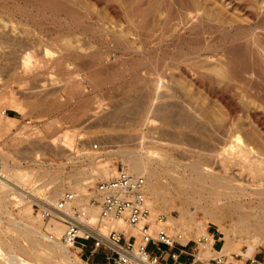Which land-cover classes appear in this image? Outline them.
<instances>
[{
  "label": "rangeland",
  "instance_id": "374dc122",
  "mask_svg": "<svg viewBox=\"0 0 264 264\" xmlns=\"http://www.w3.org/2000/svg\"><path fill=\"white\" fill-rule=\"evenodd\" d=\"M59 1L80 17L35 3L33 0H0V18L2 17L4 22L10 19L7 22L9 25L12 21H14L12 24L16 22L14 25L16 27L18 25L22 29L17 27L19 33L15 32L22 37L21 39L17 36V39L20 38L22 42L26 38L24 39L25 44L28 42L26 45L22 42L24 46L20 47L21 45H11L6 40L0 41V45L3 47L0 48V94L9 95L13 92L16 100V105H12L6 100L0 106V110H7V115L10 116L7 118L0 115V118L3 117L0 123V158L5 160L3 175L15 179L16 173L26 174L21 179H15V185L5 188L3 194H0V232L5 243L9 244L15 241V246L19 248V255L34 264H107L108 260L103 255L94 256L100 258L99 262L93 258L88 261L89 249L82 250L81 247L72 250L69 255L70 262L64 261L60 256L48 260L36 256L30 249L31 241H28L30 239L24 233L25 224L37 226L43 233H47V225L51 220L56 219L43 222L38 214V209L42 205L30 194H37L47 204H50L47 200H54L55 204L65 193L73 192L78 196L75 204L81 205L86 202L88 197L94 195V187L98 182L112 178L122 168L127 170L126 153L135 149L136 146L139 147L138 149L149 147L158 152H168L173 154V160L181 161L194 160L190 158L192 157L190 154L195 155L199 149L204 150L201 153H205V149L210 153L213 148V150L219 148L218 151L221 150V147L225 148L229 136L227 137L228 133L220 129L218 124L227 117V109L217 98L212 97L190 78L184 76L179 68L180 63L173 58H181L189 51H198L205 45L216 48L223 35L219 26H230L231 22L235 21L247 26L250 24V20L235 17L229 10L230 8L222 6L216 0L191 1L193 5L200 7L204 12L205 21L213 20L219 25L212 29H209L208 24L198 17H190L187 21L188 25L187 23L181 25L180 13L186 11L182 0ZM140 19L145 21L142 22ZM200 21L201 23H199ZM136 22L142 24L140 31L142 29L143 36L145 35V38L140 41L134 35L138 31ZM143 23H145L144 26H147L144 27ZM202 23L205 25L202 26ZM260 23L264 24V20ZM250 31V28L243 29L244 33ZM16 33H13L15 35L13 38L16 37ZM255 33L256 39L264 48V33L259 31ZM68 36L77 39L82 37L79 39L82 43L79 44L85 50L66 48L65 41ZM30 40L33 42L30 43ZM32 43L35 45L32 46ZM28 49H34L35 54L38 53V58L43 56L44 49H48L51 57H54L52 64L46 68L39 67L34 72L35 74L24 72L18 63H20V57L24 51ZM77 51L83 52L84 55L76 58ZM155 63L164 64L163 67L167 69V82L165 80L167 85H165L166 89L168 87L170 89L163 91L164 94L168 92V95L159 97L154 102L147 96L148 89L146 87H149V83L144 82V84L138 80L146 78L145 76L149 75L147 68ZM72 71H79L83 77L79 87L75 90H72V87H66V80ZM258 78L255 80L250 78L245 81L259 86L257 90L260 95L258 93L259 96H257L262 98L264 96V78ZM141 86L144 88L142 89ZM220 86L227 95L238 102L242 101L247 104L248 99L243 93L245 84L241 83V80H226V82H221ZM257 96L252 100L255 98L253 101L256 104H263V98ZM166 101L172 105L174 103L175 106H177L176 103L181 102L183 111L187 110V113L194 115L197 121L203 122L202 124L197 123L200 124L198 126L199 129L201 127L199 131L201 133L182 127L176 128L173 126L174 124L167 126L163 124L162 119L168 112L165 107L170 108L168 109L170 111H176L180 107V104L177 107H169V102ZM171 108L177 109L171 110ZM148 112L151 117L155 118L157 124L155 126L145 125L141 129H137ZM162 113L163 115H161ZM234 129L238 133L235 131L233 133L240 134L256 150L264 153V130L253 120L246 107L236 115ZM182 131H185L186 134L189 132L188 137H192L196 144L195 141L188 140ZM202 133L205 134L202 139L205 141V143L203 141L205 145L201 144L202 140L198 139ZM144 135L146 138L143 140L140 137ZM208 136L212 139L210 145H207L210 140ZM213 142L216 143L212 144ZM197 143L201 144V147L204 146L205 149L198 146ZM94 144H98V147L94 148ZM185 149L189 151V154ZM207 149L210 150L207 151ZM205 154L209 156L208 159L210 158L205 161L210 162L211 165L214 164L212 166L217 168L216 160L212 159L213 157H210L209 154ZM154 160H156L153 162L155 168L160 169L166 165L164 162L161 163L160 159ZM99 167H107L113 173L108 178L101 177L97 174ZM45 171H49L50 175L44 176ZM81 171H88L89 176L80 181L78 191H73L67 183V178L71 173ZM145 180L147 183L146 178ZM166 181L161 177L162 184L165 185ZM61 182L64 183L63 191L59 196H56L55 189ZM195 190L189 189L187 196L188 190L183 189L181 191L186 194L182 193L180 197L171 188L167 189L164 193L167 200L161 205L153 204L151 197L153 216L165 214L168 217L171 233H185V239L181 241L183 243L189 239L196 240L199 236L209 233L212 243L216 238V240H220L219 245H223V248L226 244L227 248L223 249V252L227 254L244 252L247 255H253L264 250V239L254 246L250 242L243 241L240 237L237 238L235 230L231 229L232 219L225 216L219 220L210 216L204 217V208L208 212H212L219 207H206L203 200L201 203L199 201L200 204L191 201L193 197H197L198 192ZM53 203L51 204L54 205ZM27 205L30 206L33 220L28 218V212H24ZM195 205L199 206L196 214L193 216L186 214L181 218L179 207L186 206L193 212ZM189 225L192 227L190 228ZM110 229H107V232ZM223 234L227 238H223ZM37 239L43 246L50 243L40 237ZM139 241L140 237H138L137 243ZM88 245H91V242ZM194 246V243H190L188 251L197 258L196 262L193 263L194 257L188 255L191 260L183 264H213L210 259L216 255L214 251L203 249L202 245H199L195 251ZM204 251L207 254L202 256ZM75 258H79V262H76ZM234 263L237 264V262ZM130 264H135V262Z\"/></svg>",
  "mask_w": 264,
  "mask_h": 264
},
{
  "label": "bare ground",
  "instance_id": "6f19581e",
  "mask_svg": "<svg viewBox=\"0 0 264 264\" xmlns=\"http://www.w3.org/2000/svg\"><path fill=\"white\" fill-rule=\"evenodd\" d=\"M33 1L35 3L50 6L51 8H54V9H60L62 11H65L66 13L68 12L69 14H75L76 17H80L78 14L74 13L72 10H70L66 6H64L59 0H33ZM191 1L192 0H182V2H184L183 4H185V6H186V9H185L186 11H184V12L181 11L182 13H180L179 17H181L180 18V23H182L181 25L186 24V23L188 25L187 21H189L188 19H190V17L191 18L192 17H196V18L198 17L200 20L206 19L203 16L204 12H202L201 8L193 5V2H191ZM216 1L221 3L222 6H225L226 8H230L229 10H231V13L234 14L235 17L250 20V24L246 26V25H244L238 21H235V22H231L230 26H226V27L222 26L221 27L213 20L212 21L209 19H208L209 21L204 20L208 24L209 29H212V27H217V25H218L220 28V31H222V34H223L222 39H221L220 43L217 45V47L212 48L209 45H205V46L201 47L198 51L197 50L189 51V53L187 55H185L181 58H173V60L178 61L180 63L179 68H180L181 73L184 76L190 78L195 84H197L199 87L203 88L209 95L217 98L224 105V107L227 109V113H226L227 117L225 119L221 120L220 124H218V127L220 129H222L228 133V135L225 134V135H227V137L229 136L228 144L226 143L227 145H225L226 147L225 148L221 147V150H219V151H218V149H219L218 147H216L218 149L215 148L216 150H213L214 148L212 150L207 149V151L210 150V153H211V151H213V153H211V154L206 152L205 147L200 146L201 144L205 143V141L202 140V139H204L203 138V136L205 135L204 133H202V136L200 134L199 138H198L199 140H202V143L201 144L199 143L200 145H198V143H197L198 146L205 149V153H207V155L209 154L210 157L211 156L213 157L212 159L216 160V164H218L217 165L218 167L216 168V166L215 167L212 166L214 164L211 165L210 162L205 161L208 159L207 157H209V156H206L205 153H201L204 151L203 149H199L198 153L196 152L195 155L190 154L192 156L190 158L194 159V160H186V161H188V162H186L184 160H182V161L181 160H173L172 159L173 154H169L168 152H165V153L158 152V151H155L153 148H149V147H147L146 149H144V148L138 149L139 148L138 146H136V148L133 149L132 151H128L126 153L125 164L127 165V170L130 173L136 174V175H142L144 178L147 179L146 194H147L148 200H149L151 205H152V202L150 201L151 197L153 198V204L155 203L157 205H161L164 201H166L167 198L164 196V193L166 192L167 189L170 190V188H171L172 190H174V192H176V194L180 195V197L182 196V193L186 194L185 192H183L181 190H183V189L185 191L188 190V192H187V196H188L189 189H192V190L196 189L195 191L198 192L199 195L197 194V197H195V198L193 197V200H191V201H195V203L196 202L199 203V201H200V203H201V200H203L205 203L204 205L206 207H209V206L219 207V208L215 209L216 211L213 210L212 212H208L204 208L203 209L204 217L210 216L211 218L219 220V218H222L225 216L227 218L232 219L233 222H231V229H233V231L235 230V232L237 234V236L236 235L235 236L237 238L240 237V238H242L243 241L250 242L252 245L255 246V245L259 244L262 239H264V153H261L258 150H256V148L253 145H251L250 143L246 142V140L243 137H241L240 134H235L238 132L235 131L234 127H235L236 115L239 112H241L242 108L246 107L248 110V113H250L251 116L253 117V120L264 130V96H262L263 104H256L253 100L256 98V96L259 93L258 92L259 90H257L259 88V86L245 81V80L250 79V78L252 80L257 79L258 77L264 78V48L260 45V43L256 39V33H255L257 31L264 33V24L260 23V21L264 20V0H216ZM194 3H195V1H194ZM197 5H199V4H197ZM165 18H167V17H165ZM216 18L220 19V17H218V16H216ZM210 19H213V18H210ZM146 20H147V18H146ZM9 21H10V19H9ZM9 21L7 20V22H9ZM140 21H142V20L140 19ZM144 21H142V22H144ZM7 22H4L2 17L0 18V41L6 40L7 42L11 43V45L12 44L16 45V46L21 45L20 47L28 44V42H26V44H25L24 39H26V38H24L22 40L24 45L22 44L20 38H19V40L17 39L18 37H21V36H20V34L18 36L19 31H18L17 27H19V26L17 25V27H16V25H14L16 22L14 24H12V22H14V21H12L10 24L11 26L9 24H7ZM199 23H201V21ZM204 23H202V26ZM144 24L145 23H143V26H144ZM145 26H147V25H145ZM19 28L21 29V27H19ZM140 28H142V24L137 23V30L138 31L134 35L138 41H140L142 38L143 39L145 38V35L143 36L144 31L141 29V31L143 32L142 33L140 31ZM165 28H166V26H165ZM244 28H250L251 31L248 33H244L243 32ZM15 31H17L18 33H16ZM13 33L17 34L15 38H13V36H15ZM20 33H22V32H20ZM104 33H106V32H104ZM148 36H149V34H148ZM68 37H66L67 40L64 37V40H66L65 41L66 42V44H65L66 48H68V49L69 48H74V49L76 48L77 50L79 49V50H83V51L85 50V49H83V46L80 45L82 42L80 43L79 39L82 37H80L79 39H77L76 37H74V38H72V37L68 38ZM21 39H22V37H21ZM31 42H33V41L30 40V43ZM2 45H4L3 42H2ZM31 45L34 46L35 43L34 44L32 43ZM1 47L2 46L0 45V48ZM29 47H30V45H29ZM68 49H66V50H68ZM33 50L32 49L25 50L24 53L22 54V56L20 57V63H18V64L20 65V69H22L24 72L34 73L35 71L38 70L39 67H41V68L42 67H45V68L48 67L49 65L52 64V62L54 60V57H51L50 51L48 49H44V54L40 58L37 57L38 53L36 52L37 53V55H36ZM10 51H12V50H10ZM14 52H16V51H14ZM42 52H43V50H42ZM77 52H78V54H76V58L82 57L84 55L83 52H79V51H77ZM12 59H13V57L11 58V60ZM59 61H61V60H59ZM163 65L164 64L160 65V64H156V63L149 65V67L147 68V69H149V75L148 76L144 75L146 78H143L142 80H138L139 82L141 81L143 83L144 82H147V84L149 83L148 84L149 87H146L148 89V91H147L148 93L147 92L146 93H147L148 98H150L152 101H154L155 99H158L159 97H164V96L169 94L168 92H167V94H164V92H163V91H168V89H170L169 87H168V89H166L167 88V86H166L167 85L166 84V82H167V80H166L167 69H165L163 67ZM84 66L86 67V64ZM109 69H110V67H109ZM69 75L70 76L66 80V87L67 88L72 87V90H75L76 88L79 87V84L81 83L83 77L81 76L79 71H72L71 73H69ZM146 75H147V73H146ZM144 76H142V77H144ZM232 79L241 80V83L245 84V89L243 90V93H244V95H246V97L248 99V100L246 99L247 104L243 103L242 101L241 102L236 101L234 98L227 95L226 92L220 88L221 82H223V81L226 82V80H232ZM165 80H166V82H165ZM139 82H138V84H139ZM250 82H252V81H250ZM135 83H137V82H135ZM143 88L144 87H142V89ZM169 92H170V90H169ZM160 94H161V96H160ZM259 95H260V93H259ZM142 97H143V95H142ZM168 97L170 98V96H168ZM253 97H255V98L252 100ZM172 98H173V96H172ZM258 98H261V97H258ZM6 100H8L12 105L13 104L16 105L15 94L13 92L10 93L9 95L0 94V106L2 104H4ZM166 102H169V101H166ZM166 102H165V104L163 103L165 106H166ZM180 103L178 102V104H180ZM178 104L176 103L177 106H178ZM169 105H170L169 107H171V106L177 107V106H175L174 103L172 105L169 102ZM181 106H183V105L180 104V107ZM180 107H178V110H176V111H170V110H168L170 108L167 109V107H165V110L168 112H167V115H165L164 119H162L163 124H165L166 126L170 125V124L171 125L174 124L173 126H175L176 128L182 127L185 129H189V131L191 130V131H198L199 132L201 127L199 129L198 125L202 124L203 122L200 123L199 121H197L195 119L194 115L192 116L191 114H188L187 110L185 112V111H183L182 107H181V109H180ZM174 109H177V108H174ZM174 109L171 108V110H174ZM5 111H7V110H4V109L0 110V115L1 116L4 115L5 117L10 118V116H8L7 113L5 114ZM135 114H136V112H135ZM135 114H134V116H135ZM142 115L144 116V114H142ZM161 115H163V113ZM144 117L145 118L142 119L143 122L139 119L141 121V124L138 125L140 127H137V129H141L145 125L146 126H155L157 124L155 118L150 116V112H148V114ZM2 118H0V123H1ZM198 122L200 124H197ZM185 129H183V130H185ZM159 130H161V129H159ZM218 130L219 129H217V131ZM185 131L184 132L182 131L184 133V135L186 134ZM234 131H235V133H233ZM188 133L189 132H187V134ZM199 133H201V132H199ZM187 134L185 136L188 137ZM208 134L209 133L207 132V135ZM212 135H214V134H212ZM144 136L143 137L141 136L140 138H143V140H144V138H146V136L145 137ZM209 136H208V138L210 139ZM214 138H216V136H214ZM184 139H183V141H184ZM187 139L191 140V142L193 140L192 137H188ZM143 140H142V142H143ZM199 140H198V142H199ZM152 141L153 140L151 139V142ZM193 141H195V140H193ZM203 141H204V143H203ZM208 141L209 142L207 145H210L212 142V139H210ZM188 142H186V143L188 144ZM215 143L213 142L212 144H215ZM189 144H190V142H189ZM195 144H196V141H195ZM212 146H214V145H212ZM183 149H184V147H183ZM188 152L189 151L186 150V153H188ZM190 155H188V156H190ZM154 159H160L159 161L161 163L164 162V164L166 163V165L163 164L164 166L160 167V169L155 168L153 166L154 165L153 162H155L156 160H154ZM208 160H210V158ZM212 163H213V161H212ZM4 170H5V160H3V158H0V194H3L2 192L5 190V188H11L12 185H15V179L18 180V179H21V178L26 176V174L21 175L20 173H16L17 176L14 177L15 179H13L9 176L3 175V172H5ZM111 173H113V171L107 167H99L97 170V174L100 175L101 177H104V178L110 177ZM43 175L44 176L50 175L49 171H45L43 173ZM87 176H89L88 171L71 173L67 178V183L72 188L73 191H78L80 181L83 179L84 180L87 179ZM161 177L164 178L165 180H167L165 185L161 183ZM63 182H61L60 184L57 185V187L55 189L56 196H59L62 193L63 188H64ZM193 186L194 187L196 186V187L194 188ZM195 191H194V193H195ZM191 193H193V192L191 191ZM26 196H28V195H26ZM30 196L33 197L34 199H36L39 203H41L42 206L43 205L44 206L45 205L46 206L47 205L55 206V204L57 202L56 201L54 204L53 203L54 200H52V201L47 200L48 203H50V204H47V203L43 202L42 199L37 196V194L31 193ZM187 196H186V198H187ZM190 199H191V197H190ZM51 203H53L54 205H52ZM198 203H197V205H198ZM197 205H195L196 207L194 208L193 212H191V209L187 208L186 206L185 207H179V213H180L181 218L184 217L186 214H190V215L192 214V216L194 214H196V211L199 207ZM220 207H223V208H221L223 210V212H221L222 210L220 209ZM24 212L25 213L28 212V218L29 219H32V220L34 219L33 215H31V213H30L31 209H30L29 205L25 206ZM67 212L69 213V211H67ZM98 213H99L98 208H96V207H90L89 208V210L87 211V214L91 218V222H93L96 219ZM106 224L107 225L102 228V233H100V234L98 233V231H95V229H91V230L93 232L95 231V233H98L97 235H99V237H101L104 240L107 239L105 237V234L107 235V233H108L107 229H110V228L111 229L112 228L117 229V230H119L121 232H125L127 234H133L137 237V239H138V237H140L139 236V228L131 227L122 221H118V222L109 221ZM189 227L191 228L192 225H189ZM11 229H13V228H11ZM47 229L55 232L56 235L58 237H60L61 234L65 231V226L63 225L62 222H60L58 220H51V222L47 225ZM24 231H25L24 233L27 236V238L30 239L28 241H31L30 242V245H31L30 249H31V251H33L34 254H36V256H38L42 259H46V260L51 259L52 257L54 258L55 256L57 258H59L58 256H60L64 261H68V262L71 261V257L69 255L71 254L72 251L70 249H68L67 247H65L62 242H60L58 240H50L49 236L46 233H43L40 230V228H37V226L30 225V224L26 223ZM207 234L208 235L203 234V236H199V237H203V238L208 239L207 242L206 241L201 242V245H202L203 249L212 250V248H211L212 240L210 239L211 235L209 233H207ZM37 237L46 239V240H48V243L49 242L50 243L45 244L43 246L38 241ZM223 238H227V236L224 235ZM13 242L14 243H9V244L5 243L2 240L1 232H0V264H34L33 262H30L28 259L21 257L19 255V253H18L19 248L17 246H15L16 242L15 241H13ZM225 248H227L226 244L224 245V248L222 246V250ZM78 249H80V248H78ZM206 251L202 252L201 255L205 256L208 252V251L207 252ZM212 251H214V250H212ZM251 251H253V249H251ZM64 252H66V253H64ZM196 259L194 261H196ZM79 260H80L79 258H75L76 262H79ZM132 262H135V264H152L147 259H143V258H140L138 256H135ZM75 264H77V263H75ZM237 264H244V263L237 262Z\"/></svg>",
  "mask_w": 264,
  "mask_h": 264
},
{
  "label": "built area",
  "instance_id": "2783aa9c",
  "mask_svg": "<svg viewBox=\"0 0 264 264\" xmlns=\"http://www.w3.org/2000/svg\"><path fill=\"white\" fill-rule=\"evenodd\" d=\"M93 146L97 148L98 144ZM146 185L142 175L132 174L122 168L112 178L98 182L94 187V195L88 197L84 204L76 205L78 196L67 192L57 200L55 206L39 207L38 214L43 222L54 218L65 226L60 237L53 231H47L50 240L62 242L71 251L80 246L82 250L87 248L90 256L103 255L108 260L107 264H130L135 256L147 259L152 264H159L164 254H168L175 262L183 254L193 256L195 260L194 254L188 251L190 243H194L196 251L201 242H207L208 239L198 237L196 240L189 239L186 243L181 242L185 239V233H171L165 214L153 216ZM90 207L99 210L93 222L87 214ZM109 221H122L139 228V243L135 235L114 228L105 234L106 240L99 237L97 234L102 233V228ZM90 242L91 245H88ZM219 242L220 240L214 239L211 245L216 253L210 259L213 264H264V250L253 255L244 252L227 254L222 252L223 245L220 246ZM102 251L105 253H101Z\"/></svg>",
  "mask_w": 264,
  "mask_h": 264
},
{
  "label": "crops",
  "instance_id": "0c3cea01",
  "mask_svg": "<svg viewBox=\"0 0 264 264\" xmlns=\"http://www.w3.org/2000/svg\"><path fill=\"white\" fill-rule=\"evenodd\" d=\"M215 236V235H214ZM216 240V238H214ZM81 247V246H80ZM94 259L95 261L99 262L100 258L99 257H94V256H90V254L88 255L87 259ZM191 260V258L188 256V254H183L181 255L180 259L178 261H174L168 254H164L162 255V262L164 264H183L185 262H189ZM196 261H194L193 263H195Z\"/></svg>",
  "mask_w": 264,
  "mask_h": 264
}]
</instances>
